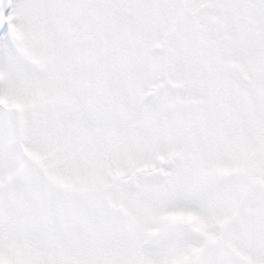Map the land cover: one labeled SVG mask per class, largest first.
<instances>
[{
	"label": "snow or ice",
	"instance_id": "1",
	"mask_svg": "<svg viewBox=\"0 0 264 264\" xmlns=\"http://www.w3.org/2000/svg\"><path fill=\"white\" fill-rule=\"evenodd\" d=\"M0 264H264V0H0Z\"/></svg>",
	"mask_w": 264,
	"mask_h": 264
}]
</instances>
